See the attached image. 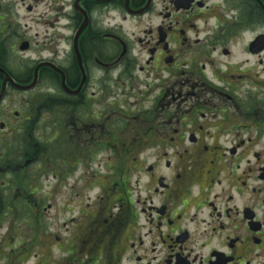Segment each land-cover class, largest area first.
<instances>
[{
    "label": "flooded vegetation",
    "instance_id": "1",
    "mask_svg": "<svg viewBox=\"0 0 264 264\" xmlns=\"http://www.w3.org/2000/svg\"><path fill=\"white\" fill-rule=\"evenodd\" d=\"M0 229L4 264H264V0H0Z\"/></svg>",
    "mask_w": 264,
    "mask_h": 264
},
{
    "label": "rangeland",
    "instance_id": "2",
    "mask_svg": "<svg viewBox=\"0 0 264 264\" xmlns=\"http://www.w3.org/2000/svg\"><path fill=\"white\" fill-rule=\"evenodd\" d=\"M260 20L262 21V18ZM127 26L129 28L133 29V23H128ZM48 84H50L49 81H47V82L43 81V83H41V86L39 87V89L36 91V94L41 95L44 93V91L47 93L52 92L51 90H49ZM5 232H6L5 229H0V234H5ZM5 252H7V251H5ZM1 256H3V255H1ZM0 264H4V261L1 258H0Z\"/></svg>",
    "mask_w": 264,
    "mask_h": 264
},
{
    "label": "water",
    "instance_id": "3",
    "mask_svg": "<svg viewBox=\"0 0 264 264\" xmlns=\"http://www.w3.org/2000/svg\"><path fill=\"white\" fill-rule=\"evenodd\" d=\"M34 85V84H33ZM25 89V88H24Z\"/></svg>",
    "mask_w": 264,
    "mask_h": 264
}]
</instances>
